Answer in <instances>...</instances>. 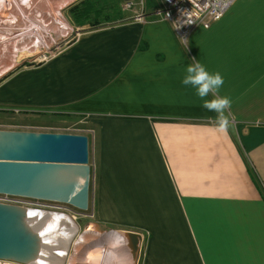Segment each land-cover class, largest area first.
Masks as SVG:
<instances>
[{"label": "crops", "instance_id": "obj_1", "mask_svg": "<svg viewBox=\"0 0 264 264\" xmlns=\"http://www.w3.org/2000/svg\"><path fill=\"white\" fill-rule=\"evenodd\" d=\"M156 7L21 65L0 108L43 128L88 123L90 211L106 233L142 236L137 264H264V0H237L189 47ZM197 61L224 80L203 99L181 83ZM224 96L220 130L203 102Z\"/></svg>", "mask_w": 264, "mask_h": 264}, {"label": "water", "instance_id": "obj_2", "mask_svg": "<svg viewBox=\"0 0 264 264\" xmlns=\"http://www.w3.org/2000/svg\"><path fill=\"white\" fill-rule=\"evenodd\" d=\"M89 154V139L85 135L0 130V195L86 211L91 184ZM45 215L57 220L54 229L44 226ZM71 221L66 214L0 204V262L52 264L49 256L52 251L40 252L41 245L57 228L64 225L69 229ZM94 226L101 231L99 226ZM120 234L133 264H137L142 236L135 232ZM61 251L56 264H65L66 252Z\"/></svg>", "mask_w": 264, "mask_h": 264}, {"label": "bare ground", "instance_id": "obj_3", "mask_svg": "<svg viewBox=\"0 0 264 264\" xmlns=\"http://www.w3.org/2000/svg\"><path fill=\"white\" fill-rule=\"evenodd\" d=\"M7 1L15 2V6H12L11 3H6L5 0H0V78L8 73L9 69L15 65L17 53H33L38 47L49 49L50 38L52 39L53 34L57 35L58 33L64 34L70 32L69 26L62 18L61 12L68 5H71V3L77 0H20L21 3H17L18 0ZM2 12H4V14H2ZM47 216L48 215L42 217L45 218L43 221L44 226L48 228V230L54 229L55 227L53 226L56 225L55 221L57 220L53 219L51 215ZM65 218L69 219L67 217ZM43 224H41V226H43ZM59 228H57L55 232L48 234V237L44 241V243L49 241L53 242H51L50 245L43 243L40 249L42 250L40 252L43 253H50L52 251L49 255L52 264L59 262L62 256L61 250L64 251L63 254H65V252L67 253L71 242H73L75 253L72 255L69 264H74L75 255L80 248L85 245H90V239L98 238L100 241L104 239L102 232L94 226L89 227L81 236L75 235L77 226L73 221H71L69 229H66L64 225ZM116 235L122 238L120 233L116 232ZM119 243L128 251L123 238ZM90 249L91 248L88 247L85 253ZM49 250L50 252H47ZM108 255L109 254H105L104 256L99 255L94 260L90 259V261L85 264H120L116 263L113 258L108 259ZM38 264H42V262ZM129 264H133L132 259Z\"/></svg>", "mask_w": 264, "mask_h": 264}, {"label": "rangeland", "instance_id": "obj_4", "mask_svg": "<svg viewBox=\"0 0 264 264\" xmlns=\"http://www.w3.org/2000/svg\"><path fill=\"white\" fill-rule=\"evenodd\" d=\"M79 1H81V0H77L73 3H71V5H68L64 10H62V12H61L62 16H63L62 18L65 21H67V23L69 24V26H70L69 31L70 32H68L69 34L68 33H64V34L58 33L57 35L53 34L52 40L50 42V45H51L49 48L50 51H48L49 53H55V52L63 51L68 45H70L72 42H74V40L77 39L78 35L83 33L85 31V29L90 28L89 26H87L84 23L76 24L73 17H71L70 15L68 16V9L71 6L77 4ZM87 1L91 2L92 4H96L98 7L105 5L106 8L102 9L101 15L109 14L112 18L111 19L112 21L117 19V18L114 19V17L117 16V14H120L121 16H124V15L125 16L126 15L131 16L130 13L123 12L121 10L120 0H87ZM5 2L8 4L11 3L12 6H15V2H8L7 0H5ZM146 2H147V0H146ZM17 3H21V1L18 0ZM154 5L157 6L158 8L161 7V4L158 2V0H154ZM98 7H97V9H98ZM2 14H4V12H2ZM91 18H92V22H94L93 17H91ZM66 34H68V35L66 36ZM188 38L186 41L187 46H188ZM57 40H58V42H57ZM45 51H47V49H45ZM43 55H44L43 53L37 52V51L34 53H29V52L28 53L27 52L17 53L16 59H15V61H16L15 66H12L11 69H9L8 73H6L5 75H3L0 78V83H3L6 79H8L11 76V74L13 75V74H16L17 72H19L20 68L23 66L22 64H25V65L28 64V65H33V66L38 65L37 61L41 57H43ZM3 91H4V89L0 88V92H1L2 97H3ZM4 97H5V95H4ZM35 101H36V99H34V98L30 99V102H35ZM8 102H11V101H8ZM46 118L47 117H45V116H38V120L40 122H43ZM31 120H32L31 118H27V117L23 118L22 113L18 109L12 110V113H11L7 109L0 108V130L33 132L30 130V127L43 128L46 126V124L42 125L43 123L37 124L39 122L36 121L35 119H34V122H36V123L31 122ZM31 123H33V124H31ZM52 124L53 125H50L47 127L48 128H54V129H67V130H69L70 134H79V133L81 134V132H83L82 130H85L86 128H88L87 127L88 123H86V121H82L79 119L76 121L75 120L72 121V123L71 122H64V123L58 122V123H52ZM89 156H90V154H89ZM48 206H49V208L46 209L47 212L66 214L67 216H69L72 219L73 223L77 226V232L75 235L81 236L87 229H89V227H93L94 225L99 226L102 234L104 235L105 240L101 239V241H100V239H98V238L97 239L92 238L89 240V243H90L89 246L85 245L82 248H80V250L75 255V257L73 256L74 257V264H76V262H77V264H82V263L85 264L86 262H89L90 259L94 260L99 255L104 256L105 254H109L107 258L108 259L113 258L116 263L129 264L131 262V258H130L128 251L122 245H120V243H114L113 242V236L116 235V232L106 233L109 230L106 227L99 225L97 223V221H95V219L93 218V215L90 211V198H89V207L86 211H79L75 208L69 207L67 205H62V204H54L53 203V204H48ZM88 247H90L91 249L87 250L88 252L85 253L86 252L85 250ZM74 253H75V251L73 249V242H71V244L67 250V253H66L65 264H69V262L71 261V257ZM0 264H6V263L0 262Z\"/></svg>", "mask_w": 264, "mask_h": 264}, {"label": "built area", "instance_id": "obj_5", "mask_svg": "<svg viewBox=\"0 0 264 264\" xmlns=\"http://www.w3.org/2000/svg\"><path fill=\"white\" fill-rule=\"evenodd\" d=\"M236 1L237 0H158L161 7L155 11L154 15L169 23L176 38L183 46H186L187 38L193 31L197 28L208 29L212 24L218 22L224 16ZM121 10L132 14L129 19L141 22L144 20L146 14V0L123 1L121 3ZM67 25L69 26L68 23ZM68 34H66V36ZM51 40L50 38V42ZM50 46L51 45H49V48ZM36 51L44 54L43 57L37 61L38 64L46 63L60 53V51L49 53L48 51H50V49L45 51V47H38L34 50V52ZM30 130L33 132L70 134L67 129L30 127ZM0 204L47 211L46 209L49 208L48 204L53 203L0 195Z\"/></svg>", "mask_w": 264, "mask_h": 264}, {"label": "clouds", "instance_id": "obj_6", "mask_svg": "<svg viewBox=\"0 0 264 264\" xmlns=\"http://www.w3.org/2000/svg\"><path fill=\"white\" fill-rule=\"evenodd\" d=\"M186 71L188 74L183 76L181 80L182 85L193 86L196 95L201 99L208 94L210 88H219L224 83L223 77L219 72L210 75L205 66L199 61H197L194 66H188ZM230 105L231 100L227 96L212 101L205 100L203 102L204 108L217 113V123L220 130H224L228 126V118L225 116L224 110L229 108ZM121 239L122 238L117 235L113 236L114 243H119Z\"/></svg>", "mask_w": 264, "mask_h": 264}, {"label": "trees", "instance_id": "obj_7", "mask_svg": "<svg viewBox=\"0 0 264 264\" xmlns=\"http://www.w3.org/2000/svg\"><path fill=\"white\" fill-rule=\"evenodd\" d=\"M97 7L96 4H92L87 0H81L68 9V16L73 17L76 24L84 23L90 28H97L112 21L109 14L101 15L102 9L106 8L105 5L98 7V9ZM91 17H93L94 22H92Z\"/></svg>", "mask_w": 264, "mask_h": 264}, {"label": "flooded vegetation", "instance_id": "obj_8", "mask_svg": "<svg viewBox=\"0 0 264 264\" xmlns=\"http://www.w3.org/2000/svg\"><path fill=\"white\" fill-rule=\"evenodd\" d=\"M23 65V64H22Z\"/></svg>", "mask_w": 264, "mask_h": 264}]
</instances>
